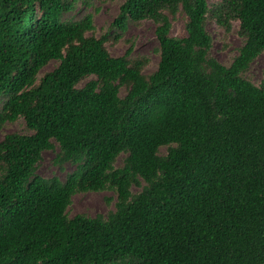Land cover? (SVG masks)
Instances as JSON below:
<instances>
[{
	"label": "trees",
	"instance_id": "obj_1",
	"mask_svg": "<svg viewBox=\"0 0 264 264\" xmlns=\"http://www.w3.org/2000/svg\"><path fill=\"white\" fill-rule=\"evenodd\" d=\"M79 1L0 0V131L26 130L0 140V264H264V81L246 77L264 0H123L99 35L96 10L67 18ZM209 20L223 39L237 25L228 65L210 56ZM143 21L151 73L107 48ZM55 148L74 166L63 181L36 173ZM104 191L105 216H68L74 195Z\"/></svg>",
	"mask_w": 264,
	"mask_h": 264
},
{
	"label": "rangeland",
	"instance_id": "obj_2",
	"mask_svg": "<svg viewBox=\"0 0 264 264\" xmlns=\"http://www.w3.org/2000/svg\"><path fill=\"white\" fill-rule=\"evenodd\" d=\"M123 0H89V4H84L85 0H80L77 3L75 11L67 15V18L77 20L87 12L96 10L93 23L96 27L97 34L108 29L109 25L115 18L118 12V7ZM216 0H208L209 3ZM187 17L184 14H178L174 19H170V36L184 37L186 36ZM236 24L229 34L223 39L222 31L219 30L215 23L211 20L206 24L207 32L212 36V47L210 56L223 65L231 63L232 59L237 55V50L241 46V40L236 34ZM155 25L151 21H143L139 24L129 22L122 34L121 38L115 43L107 45L108 51L113 57H120L131 49V56H147L150 60L146 73L153 72L158 64L159 55L157 49L159 46L158 40L154 34ZM131 47V48H130ZM56 66V62L49 63L42 69L41 73L51 71ZM246 77L250 82L258 86L264 81V54L257 57L250 65ZM10 133H26L23 122L20 120L13 124L5 125L0 131V140L4 135ZM58 149L52 151H44L41 160L37 167V175L49 179L53 176L60 180H65L66 176L73 171L74 166L70 163H65L61 167L53 163L54 157ZM122 157L116 161V165L121 164ZM136 191V188H133ZM115 194L111 191L99 193L87 192L79 193L73 196L70 207L67 210L69 217L76 214H85L89 217L97 215L105 216L108 211L113 209L115 202ZM110 199V202H107Z\"/></svg>",
	"mask_w": 264,
	"mask_h": 264
}]
</instances>
